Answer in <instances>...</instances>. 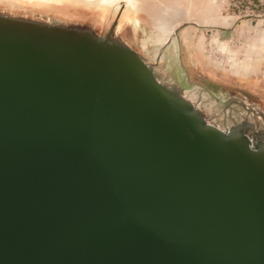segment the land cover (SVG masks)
I'll use <instances>...</instances> for the list:
<instances>
[{
    "label": "water",
    "instance_id": "obj_1",
    "mask_svg": "<svg viewBox=\"0 0 264 264\" xmlns=\"http://www.w3.org/2000/svg\"><path fill=\"white\" fill-rule=\"evenodd\" d=\"M1 13L0 264H264L258 105L215 120L118 19Z\"/></svg>",
    "mask_w": 264,
    "mask_h": 264
},
{
    "label": "rangeland",
    "instance_id": "obj_2",
    "mask_svg": "<svg viewBox=\"0 0 264 264\" xmlns=\"http://www.w3.org/2000/svg\"><path fill=\"white\" fill-rule=\"evenodd\" d=\"M150 1L158 7L176 2L186 13L171 23L168 19L157 21ZM125 4L128 0H0V11L6 19L30 22L36 18L49 26L56 18L50 14L66 20H91L107 30L118 19L117 30L139 52L145 65H152L157 75L158 59L157 67L168 82L180 84L200 99L215 120L222 122L224 109L240 120L247 114L243 103L258 105L264 111V99L246 89L239 74L245 57L262 41L254 26L264 20V0H139L133 19ZM223 15L230 24H208ZM184 22L203 27L189 25L180 28L177 36L171 34L174 24L177 28ZM260 26L264 30V25ZM169 37L172 39L167 44ZM216 96L232 100L231 106L217 102Z\"/></svg>",
    "mask_w": 264,
    "mask_h": 264
},
{
    "label": "crops",
    "instance_id": "obj_3",
    "mask_svg": "<svg viewBox=\"0 0 264 264\" xmlns=\"http://www.w3.org/2000/svg\"><path fill=\"white\" fill-rule=\"evenodd\" d=\"M138 4H139V0H128V5L125 4L126 11L128 15L131 16V19L136 18L135 8L137 7ZM128 6H131L132 10H129ZM150 6L153 8L152 11L156 15L155 17L157 18V21L168 19V21L171 23L172 20L178 19L186 13L185 9L182 6H179V4L176 2H169V3L167 2L164 4L163 7H158V5L150 1ZM46 17L47 15H44V18ZM49 17H56L59 21L61 20L59 17L53 14H50ZM227 18L228 16H224V15L216 16L212 20L208 21V24L210 25H218L221 23L230 24L231 22H229ZM261 23L264 25L263 19L260 23H257L254 26V28L257 27L259 29L258 30L259 37H262L260 38L262 41L261 42L259 41L257 48H255L254 51L249 53L248 57H245V59L242 62V67L239 71V74L243 77L242 78L244 80L243 86L246 89H249L252 93L261 96L264 99V30H261V26H260L262 25ZM255 76L256 78H254ZM216 100H219V96H216ZM227 101H230V99L225 100L223 102L225 103ZM253 143H255V141H253ZM249 144H251V142Z\"/></svg>",
    "mask_w": 264,
    "mask_h": 264
},
{
    "label": "bare ground",
    "instance_id": "obj_4",
    "mask_svg": "<svg viewBox=\"0 0 264 264\" xmlns=\"http://www.w3.org/2000/svg\"><path fill=\"white\" fill-rule=\"evenodd\" d=\"M53 21H54V22H57V19H56V18H53ZM174 30H175V25H174V27H173V30H172V33H171V34L174 33ZM170 36H171V35H170ZM171 39H172V37H169V40H168L166 43L169 44ZM148 48H149V47H148ZM160 48H161V47H160ZM155 49H156V48H155ZM150 67H151V69H152L153 66L151 65ZM152 76L154 77L155 80L159 79V78L155 75V73L153 72V69H152ZM189 92H190V91H185L186 96L190 97V98L193 99V100H196V98H195L192 94H190ZM252 144H253V141L251 140V144H250V145H252Z\"/></svg>",
    "mask_w": 264,
    "mask_h": 264
},
{
    "label": "flooded vegetation",
    "instance_id": "obj_5",
    "mask_svg": "<svg viewBox=\"0 0 264 264\" xmlns=\"http://www.w3.org/2000/svg\"><path fill=\"white\" fill-rule=\"evenodd\" d=\"M141 53V52H140ZM226 99H222L221 97H220V101H225Z\"/></svg>",
    "mask_w": 264,
    "mask_h": 264
}]
</instances>
